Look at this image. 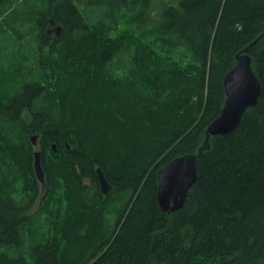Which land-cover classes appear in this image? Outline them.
<instances>
[{
  "label": "trees",
  "instance_id": "obj_1",
  "mask_svg": "<svg viewBox=\"0 0 264 264\" xmlns=\"http://www.w3.org/2000/svg\"><path fill=\"white\" fill-rule=\"evenodd\" d=\"M18 1L0 0V264H264V35L257 104L211 136L181 209L156 199L157 170L198 151L264 32V0Z\"/></svg>",
  "mask_w": 264,
  "mask_h": 264
},
{
  "label": "water",
  "instance_id": "obj_2",
  "mask_svg": "<svg viewBox=\"0 0 264 264\" xmlns=\"http://www.w3.org/2000/svg\"><path fill=\"white\" fill-rule=\"evenodd\" d=\"M51 27L48 34L60 36L61 25L50 20ZM264 35L260 33L248 45L237 52L235 64L225 72L222 82L225 93L223 104L218 115L207 125L205 138L196 153H185L176 156L163 164L157 170L156 199L160 209L166 213H173L181 209L186 201L191 187L197 180V161L204 150L210 147L211 136L226 135L234 131L247 109L254 107L261 92V83L252 68V57L249 54L250 47ZM38 134L30 136V142L35 147L32 153L33 171L41 187L45 185V174L42 168V153L37 148ZM55 149V146L52 145ZM99 190L107 195L112 185L106 177L103 169L98 166L95 169ZM93 264V263H92Z\"/></svg>",
  "mask_w": 264,
  "mask_h": 264
},
{
  "label": "rangeland",
  "instance_id": "obj_3",
  "mask_svg": "<svg viewBox=\"0 0 264 264\" xmlns=\"http://www.w3.org/2000/svg\"><path fill=\"white\" fill-rule=\"evenodd\" d=\"M20 1H22V0H19L18 2H20ZM21 3H22V2H21ZM94 8H96V5H93V6H92V9H94ZM125 29H126V30H125ZM128 29L130 30L131 28L129 27V25L127 24V22H124V20H122V21L119 22L118 27L114 30V32H113L112 34L114 35V34L118 33V34H116V35H120L121 33L126 32ZM121 71H122V70H117V74H118V73H121ZM24 113H25V112H24ZM24 113H23V115H25ZM92 129H93V127H92ZM115 163H116V162H115ZM117 163H118V162H117ZM117 163H116V164H117ZM118 164H119V163H118ZM118 164H117V165H118ZM109 209H110V207L107 208L104 217H105V219L109 220V222L107 221V222H108L107 224H110V225H111V223H112L113 220H114V218H113V217H114V214L112 213V211H111V212H108ZM110 210H111V209H110ZM111 218H112V220H111ZM110 220H111V221H110ZM48 228H50V229L52 230V225H51L50 223L48 224ZM48 228H47V229H48ZM87 264H92V263H91V261H90V262H88Z\"/></svg>",
  "mask_w": 264,
  "mask_h": 264
},
{
  "label": "crops",
  "instance_id": "obj_4",
  "mask_svg": "<svg viewBox=\"0 0 264 264\" xmlns=\"http://www.w3.org/2000/svg\"><path fill=\"white\" fill-rule=\"evenodd\" d=\"M51 25V24H50ZM54 25H56V24H54ZM53 34V33H52ZM118 70H121V68H119Z\"/></svg>",
  "mask_w": 264,
  "mask_h": 264
}]
</instances>
